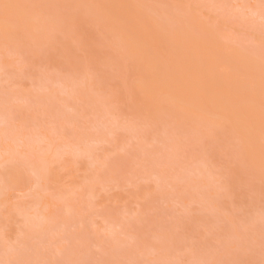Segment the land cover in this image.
<instances>
[{
	"label": "rangeland",
	"instance_id": "obj_1",
	"mask_svg": "<svg viewBox=\"0 0 264 264\" xmlns=\"http://www.w3.org/2000/svg\"><path fill=\"white\" fill-rule=\"evenodd\" d=\"M187 1L264 57V0ZM23 3L49 26L0 38V264H264V176L235 142L145 112L66 0Z\"/></svg>",
	"mask_w": 264,
	"mask_h": 264
},
{
	"label": "bare ground",
	"instance_id": "obj_2",
	"mask_svg": "<svg viewBox=\"0 0 264 264\" xmlns=\"http://www.w3.org/2000/svg\"><path fill=\"white\" fill-rule=\"evenodd\" d=\"M66 1L76 14L67 25L75 23L84 35L97 29L116 41L133 72L130 90L145 112L227 135L244 163L264 176V57L238 44L222 15L175 0L186 15L169 24L153 0ZM5 4L12 6L7 17ZM45 22L23 0H0V38L6 42L40 39Z\"/></svg>",
	"mask_w": 264,
	"mask_h": 264
},
{
	"label": "snow or ice",
	"instance_id": "obj_3",
	"mask_svg": "<svg viewBox=\"0 0 264 264\" xmlns=\"http://www.w3.org/2000/svg\"><path fill=\"white\" fill-rule=\"evenodd\" d=\"M4 9H5V15H6V17H7V10L10 8V7H12L11 5H7V4H5L4 6Z\"/></svg>",
	"mask_w": 264,
	"mask_h": 264
}]
</instances>
